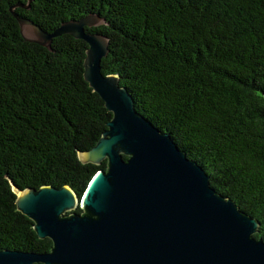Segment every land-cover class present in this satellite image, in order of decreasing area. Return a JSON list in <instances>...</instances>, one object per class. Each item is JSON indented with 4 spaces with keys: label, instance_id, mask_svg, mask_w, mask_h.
Here are the masks:
<instances>
[{
    "label": "trees",
    "instance_id": "1",
    "mask_svg": "<svg viewBox=\"0 0 264 264\" xmlns=\"http://www.w3.org/2000/svg\"><path fill=\"white\" fill-rule=\"evenodd\" d=\"M0 0V250L47 252L15 203L20 187L81 195L99 165L82 163L111 113L83 75L87 43L26 41ZM51 32L88 13L109 38L101 59L136 110L167 132L210 185L257 219L264 241V0H30L14 7ZM80 212V209H76ZM42 264V263H35Z\"/></svg>",
    "mask_w": 264,
    "mask_h": 264
},
{
    "label": "water",
    "instance_id": "2",
    "mask_svg": "<svg viewBox=\"0 0 264 264\" xmlns=\"http://www.w3.org/2000/svg\"><path fill=\"white\" fill-rule=\"evenodd\" d=\"M29 2L9 7L26 41L49 49L54 37L69 34L87 43L82 76L111 115L96 143L77 154L82 163L106 165L81 195L68 185L11 183L17 209L51 248L3 249L0 264H264L257 219L217 192L199 163L136 110L118 74L102 72L109 38L86 27L104 17L88 13L49 32L14 11Z\"/></svg>",
    "mask_w": 264,
    "mask_h": 264
}]
</instances>
